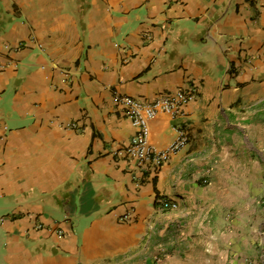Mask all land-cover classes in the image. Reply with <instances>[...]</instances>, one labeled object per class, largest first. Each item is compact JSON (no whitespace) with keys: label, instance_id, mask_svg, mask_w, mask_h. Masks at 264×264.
<instances>
[{"label":"crops","instance_id":"obj_1","mask_svg":"<svg viewBox=\"0 0 264 264\" xmlns=\"http://www.w3.org/2000/svg\"><path fill=\"white\" fill-rule=\"evenodd\" d=\"M191 85L149 122L189 143L141 169L113 94ZM260 120L264 0H0V264H264Z\"/></svg>","mask_w":264,"mask_h":264},{"label":"built area","instance_id":"obj_2","mask_svg":"<svg viewBox=\"0 0 264 264\" xmlns=\"http://www.w3.org/2000/svg\"><path fill=\"white\" fill-rule=\"evenodd\" d=\"M245 62H249L252 54L243 53ZM197 96V88L191 85L185 89H178L173 93L158 96L152 100H145L138 97L120 94H113V102L120 106L127 116L132 120L136 129L135 134L124 146L125 155L135 159L141 169L149 173H157L173 154L179 152L189 143V131L183 124L177 125L176 138L164 149H158L149 141V122L159 113L163 112L172 118L179 117L183 112V107L193 101ZM68 128L79 129L78 122H71ZM161 210L178 209L179 204L164 197L156 199ZM124 221L133 219L132 212H127L121 217ZM3 219V218H2ZM38 227L42 225L38 224ZM58 235H62L61 229L57 230ZM167 251L164 249L156 255V259H161Z\"/></svg>","mask_w":264,"mask_h":264},{"label":"rangeland","instance_id":"obj_3","mask_svg":"<svg viewBox=\"0 0 264 264\" xmlns=\"http://www.w3.org/2000/svg\"><path fill=\"white\" fill-rule=\"evenodd\" d=\"M255 126H254V131L256 132L255 134V137L256 139L254 140V146L255 148H263L264 147V138L262 137V133H263V130H261L260 128L262 127V125H264L262 123V121H255ZM264 136V134H263ZM255 153V156H258L259 157V154L258 152H254Z\"/></svg>","mask_w":264,"mask_h":264}]
</instances>
